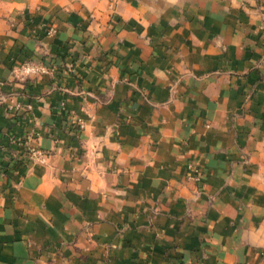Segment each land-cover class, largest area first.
Wrapping results in <instances>:
<instances>
[{"label":"crops","instance_id":"obj_1","mask_svg":"<svg viewBox=\"0 0 264 264\" xmlns=\"http://www.w3.org/2000/svg\"><path fill=\"white\" fill-rule=\"evenodd\" d=\"M0 264H264V0H0Z\"/></svg>","mask_w":264,"mask_h":264},{"label":"built area","instance_id":"obj_2","mask_svg":"<svg viewBox=\"0 0 264 264\" xmlns=\"http://www.w3.org/2000/svg\"><path fill=\"white\" fill-rule=\"evenodd\" d=\"M28 70H30V68H28ZM23 145L25 146V150L27 151L29 159L31 161L33 162H43L44 161L42 153L31 145V143L29 142V138L26 139V142ZM199 176H200V173L198 171H195V180H198Z\"/></svg>","mask_w":264,"mask_h":264},{"label":"rangeland","instance_id":"obj_3","mask_svg":"<svg viewBox=\"0 0 264 264\" xmlns=\"http://www.w3.org/2000/svg\"><path fill=\"white\" fill-rule=\"evenodd\" d=\"M40 69V68H39Z\"/></svg>","mask_w":264,"mask_h":264}]
</instances>
